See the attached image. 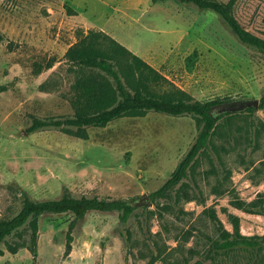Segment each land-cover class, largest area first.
Here are the masks:
<instances>
[{"label":"rangeland","instance_id":"rangeland-1","mask_svg":"<svg viewBox=\"0 0 264 264\" xmlns=\"http://www.w3.org/2000/svg\"><path fill=\"white\" fill-rule=\"evenodd\" d=\"M217 1L264 39V0ZM89 31L150 65L160 76L151 84L156 93L178 88L201 102L264 94V51L240 42L211 10L176 0H0V219L18 213L22 193L34 200L65 189L109 200L149 196L195 141L194 116L153 111L102 127L26 131L35 117L76 114L79 74L65 53ZM218 124L172 199L136 207L125 221L116 211H90L71 228L72 213L42 214L36 254L26 224L0 244V264H264V246L211 247L216 222L233 232L230 214L241 235L264 236V214L234 204L263 199L264 208V109Z\"/></svg>","mask_w":264,"mask_h":264},{"label":"trees","instance_id":"trees-1","mask_svg":"<svg viewBox=\"0 0 264 264\" xmlns=\"http://www.w3.org/2000/svg\"><path fill=\"white\" fill-rule=\"evenodd\" d=\"M176 1L213 11L221 17L240 42L264 51V39L250 33L240 25L232 13L230 3L217 0ZM68 9L74 13V10ZM4 39L5 36L0 32V42ZM65 57L79 74L75 82V92L77 101L81 102L80 106L75 104L77 112L72 117L33 118L26 130L28 133L51 127L62 131H68L70 127L79 129L89 126L102 127L114 119L124 116H141L149 111L172 116L191 115L200 122L195 141L187 153L179 161L170 177L149 195L152 203L158 199L173 198L172 194L180 189L192 164L207 148L216 133L219 120L223 118L228 120L243 113L216 116L212 111L213 106L224 101L201 102L178 88L162 93L152 91L151 84L158 82L159 74L139 56L102 31L80 34L78 41L66 51ZM259 109H264V94L259 100ZM254 111V109L247 110L248 113ZM81 136L86 135L81 134ZM21 195L22 202L18 213L8 219H0V244L28 224L31 230L28 249L33 255L36 254L38 218L42 214L72 213L74 219L70 225L71 228L75 221L82 219L90 211H116L121 220L125 221L136 209L128 205L127 200L75 196L67 189L57 198L43 200L31 199L23 193ZM177 196L178 194L175 195ZM185 199L190 198L185 196ZM258 201L246 203L237 199L234 204L239 209L264 214L263 199ZM204 213L212 220L218 221L214 211L207 210ZM229 219L233 232L226 231L219 222H216L219 234L218 240L211 241L212 248L227 252L237 247L264 246V236L260 238L243 236L239 232V218L230 214ZM71 241L72 236L68 233L66 254L71 250ZM17 249V247H9L12 253H15Z\"/></svg>","mask_w":264,"mask_h":264},{"label":"water","instance_id":"water-1","mask_svg":"<svg viewBox=\"0 0 264 264\" xmlns=\"http://www.w3.org/2000/svg\"><path fill=\"white\" fill-rule=\"evenodd\" d=\"M248 109L259 110V99H233L224 101L213 106L212 111L216 116H218L224 114L241 113L247 111ZM128 205L132 207H139L142 205L151 206L152 200L147 195L141 196L134 200L128 201Z\"/></svg>","mask_w":264,"mask_h":264}]
</instances>
